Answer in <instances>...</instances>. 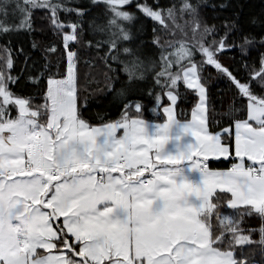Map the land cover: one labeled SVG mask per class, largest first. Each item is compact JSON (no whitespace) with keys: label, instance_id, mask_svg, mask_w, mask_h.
Returning <instances> with one entry per match:
<instances>
[{"label":"snow or ice","instance_id":"obj_1","mask_svg":"<svg viewBox=\"0 0 264 264\" xmlns=\"http://www.w3.org/2000/svg\"><path fill=\"white\" fill-rule=\"evenodd\" d=\"M227 7L0 0V264H264V13L246 25L203 13ZM38 12L66 63L53 72L57 47L44 46L43 69L27 76L38 90L24 95L11 37L37 31ZM147 21L158 59L142 55ZM81 43L103 62L115 119L93 118L81 96ZM225 51H238L235 66ZM209 68L232 93L211 113ZM221 158L227 168L210 167Z\"/></svg>","mask_w":264,"mask_h":264},{"label":"trees","instance_id":"obj_2","mask_svg":"<svg viewBox=\"0 0 264 264\" xmlns=\"http://www.w3.org/2000/svg\"><path fill=\"white\" fill-rule=\"evenodd\" d=\"M167 3V0H162ZM225 2L229 5L226 9H215L207 8L203 10L210 24L220 25L225 17L231 18L233 15H238L239 20L242 24L246 25L249 17L255 15L259 16L264 13V0H209V3ZM43 13L34 14V27L37 31H34L31 36L25 34L13 35L11 37L12 56L15 58V68L12 71L13 75H20V81L18 85H13L14 91H19L21 94L29 95L35 94L38 90L37 85L30 83L27 80L29 74L38 75L43 69V48L46 45L55 44L57 51L54 55H49V60L52 62L51 70L56 71V62L65 64V51L62 40L60 37L54 35L50 30L47 29V21L41 20L40 16ZM179 22V21H178ZM43 28V31L39 29ZM143 32L140 35L141 40L144 41V48L142 55L146 57L159 58V52L151 46L152 40V22L147 21L143 24ZM37 42L40 47L33 49L31 47L32 42ZM8 43V39L0 37V44ZM23 47L24 53L18 55L17 48ZM72 47L78 54L77 60V71L79 77L78 87L81 91V96H87L89 103V113L93 118L96 117L97 113H102L106 117L115 119L119 112L115 103L111 97L106 95L103 89L106 85V71L103 62L98 58L95 50H89L84 47L83 44H73ZM25 55L29 56L28 61L29 67H25ZM233 56H239L238 51H225L219 56L220 61L225 66H235ZM87 61V63H86ZM35 62V63H33ZM21 69H24L21 74ZM63 69H61L62 71ZM123 74L121 73V76ZM205 75H209L211 78L208 81V109L211 113L214 109L220 110L222 104L230 102L232 93L228 90L229 85L226 79L217 76L214 69H207ZM46 79V77H45ZM183 91V88L181 89ZM195 102L194 96H189L186 103L181 104V108L185 112H189ZM151 119V114H146ZM183 114L181 119H183ZM218 119V116H217ZM95 122V120H94ZM215 124V120L212 121ZM223 161V159H221ZM227 161L216 162L213 161L210 165L212 168H222L228 166Z\"/></svg>","mask_w":264,"mask_h":264},{"label":"crops","instance_id":"obj_3","mask_svg":"<svg viewBox=\"0 0 264 264\" xmlns=\"http://www.w3.org/2000/svg\"><path fill=\"white\" fill-rule=\"evenodd\" d=\"M210 159H212V158H210ZM221 159H223V158H221ZM223 168H226V167H222V168H220V169H223Z\"/></svg>","mask_w":264,"mask_h":264},{"label":"built area","instance_id":"obj_4","mask_svg":"<svg viewBox=\"0 0 264 264\" xmlns=\"http://www.w3.org/2000/svg\"><path fill=\"white\" fill-rule=\"evenodd\" d=\"M229 166V165H228Z\"/></svg>","mask_w":264,"mask_h":264}]
</instances>
